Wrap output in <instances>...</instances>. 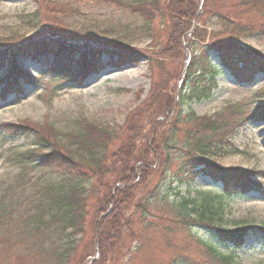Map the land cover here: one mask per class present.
Returning a JSON list of instances; mask_svg holds the SVG:
<instances>
[{"label": "trees", "instance_id": "obj_1", "mask_svg": "<svg viewBox=\"0 0 264 264\" xmlns=\"http://www.w3.org/2000/svg\"><path fill=\"white\" fill-rule=\"evenodd\" d=\"M32 1L39 6L44 34L2 40L7 47L0 46V71L8 69V76L0 81L3 99L22 92L21 79L32 81L18 66L19 57L52 55L48 71L83 79L104 68V55L117 58L111 63L115 67L137 65L147 57L151 88L123 126L113 128L80 119L77 130L66 135L67 144L52 128L44 134L41 126L29 121L0 125L9 138H34V148L16 156L22 164L72 182L92 183L87 192L69 187L57 198L59 217L54 213L47 221L38 217L33 233L16 236L0 230V264H88L97 246L99 259L93 264H139L147 246L153 248L161 233V220L169 214L182 226L210 230L221 243H193L203 253L189 257L179 254L185 250L169 246L173 254L165 257L167 262L154 259L149 264H239L237 252L244 248L249 228L222 227L223 197L262 192V182L254 180L253 170L221 168L209 160L231 146V137L246 122L264 121V92L261 106L248 118L230 107L220 115L201 117L193 110L184 111L183 106L209 100L223 72L242 82L264 75V56L239 44L263 25L258 17L264 15V0H203L202 4L201 0H145L130 5L121 0H88L126 9L150 23L151 50L98 43L87 34L69 33L65 19L72 9L67 4ZM246 16L256 19L246 20ZM214 17L226 24L224 30L209 29L208 20ZM200 177L220 185L223 195L170 202L166 181L182 186ZM57 224L54 233L63 237L71 230L82 235L81 240L68 243L61 251L52 242L53 235L40 232L42 226L51 229Z\"/></svg>", "mask_w": 264, "mask_h": 264}, {"label": "rangeland", "instance_id": "obj_2", "mask_svg": "<svg viewBox=\"0 0 264 264\" xmlns=\"http://www.w3.org/2000/svg\"><path fill=\"white\" fill-rule=\"evenodd\" d=\"M61 1L72 9L69 17L65 19L69 33L87 34L98 43H119L140 50L152 49L151 24L142 17L133 15L126 9L88 0ZM121 1L130 5L145 0ZM258 18L263 25L258 26L252 34L244 36L239 44L244 49L264 56V15ZM245 19L256 18L246 16ZM208 27L218 32L224 30L226 24L214 17L208 20ZM43 34L39 6L32 0H0V46L7 47V43L2 40L16 41L18 38H36ZM50 61L51 59H48L46 63L43 58L29 57L17 59L18 66L30 77L33 76L36 82L27 84L20 80L23 90L21 95L13 94L6 100L0 98V125L29 121L41 126L44 134H47L46 130L51 131L52 128L67 144L66 135L77 130L80 119L113 128L123 126L129 114L147 99L150 92L152 73L147 57L140 60L137 65L115 67L111 63L116 62L117 58L111 60L108 55H104L101 58L104 68L85 79L83 77L61 79V76L47 72ZM7 76L8 69L4 67L0 72V81ZM72 80L80 83L70 82ZM218 83L220 88L209 100L188 103L183 106V110H193L201 117H214L230 107L248 118L263 102L261 94L264 92V76H257L252 83L247 84L223 72L218 78ZM148 140L151 141V136ZM230 141L231 146L209 161L221 168L255 171L254 180L262 182L264 190V176L259 173H264V123L246 122ZM29 148H34L33 137L20 136L12 139L0 131L2 233H12L16 236L33 233L38 217H41L42 221H47L52 213L56 214L59 208L57 198L69 187H81L87 192L92 186L89 180L72 182L46 170L22 164L16 156ZM166 182L164 189L170 192L171 203L184 198L198 200L204 195L214 197L223 195L222 189L206 177H200L190 185L178 186L170 185V181ZM171 186L173 191H170ZM223 203L222 227L230 230H235L239 226L251 227L246 238V246L237 252L238 263L264 264V200L252 196L248 199L223 197ZM169 216L171 219L168 220ZM169 216L161 220V233L153 242V248L147 246L145 258L140 259L139 264H149L154 259L157 262L159 259L166 261L165 257L173 254L170 253V247L185 250L179 254L189 257L203 253L201 248L193 243L202 240L208 243H221L210 230L194 226L190 229L172 220L170 214ZM56 217L59 215L56 214ZM58 225L51 226V229L42 226L40 232L45 236L53 235L52 242L56 243L61 251L67 248L68 243H77L81 240L82 235H76L71 230H67L63 237H61L63 234L54 233V227L57 228ZM219 248L225 251L222 245H219Z\"/></svg>", "mask_w": 264, "mask_h": 264}, {"label": "water", "instance_id": "obj_3", "mask_svg": "<svg viewBox=\"0 0 264 264\" xmlns=\"http://www.w3.org/2000/svg\"><path fill=\"white\" fill-rule=\"evenodd\" d=\"M188 59H189V55H188ZM98 257V254L96 255V257L92 260V261H95Z\"/></svg>", "mask_w": 264, "mask_h": 264}]
</instances>
